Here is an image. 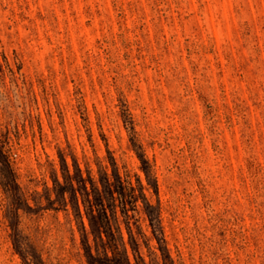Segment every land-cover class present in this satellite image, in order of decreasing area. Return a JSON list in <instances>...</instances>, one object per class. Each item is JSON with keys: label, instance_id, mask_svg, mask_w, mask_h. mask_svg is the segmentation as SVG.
<instances>
[{"label": "rangeland", "instance_id": "obj_1", "mask_svg": "<svg viewBox=\"0 0 264 264\" xmlns=\"http://www.w3.org/2000/svg\"><path fill=\"white\" fill-rule=\"evenodd\" d=\"M1 152L45 264H90L55 176L113 162L161 221L129 207L147 264H165L158 237L175 264H264V0H0ZM6 167L0 264H24Z\"/></svg>", "mask_w": 264, "mask_h": 264}, {"label": "trees", "instance_id": "obj_2", "mask_svg": "<svg viewBox=\"0 0 264 264\" xmlns=\"http://www.w3.org/2000/svg\"><path fill=\"white\" fill-rule=\"evenodd\" d=\"M140 158L149 184H151V165L144 154H141ZM0 162L7 166L6 172H4L5 177L14 192V200L10 208V212L15 214V218L10 220L14 248L22 257L24 264H45L40 255L29 250V245L24 241L20 229L19 210L31 208V206L24 197L16 182L13 170L2 152ZM112 167V173H109L107 168H101L99 178L94 179L90 175L85 177L79 168L75 174H72L65 163L63 168L64 181L62 182L58 176L54 178V183L58 187V199L56 201L60 205L67 206L68 198L70 199L79 220L82 244L90 264H147L141 253L140 243L130 225L129 207L137 210L139 202H142L145 210L151 216L152 225L156 232L162 233L161 221L158 216L152 218L154 205L147 196L145 186L140 178L137 177L136 181L133 182L120 174L115 162L112 163ZM66 193L69 196H66ZM80 199H82L84 206L83 211L79 203ZM49 201L47 207H54L56 201L51 199ZM122 221L126 225L127 240L123 232ZM158 239L162 250H165V264H175L166 245H162L165 243V238L158 237Z\"/></svg>", "mask_w": 264, "mask_h": 264}]
</instances>
